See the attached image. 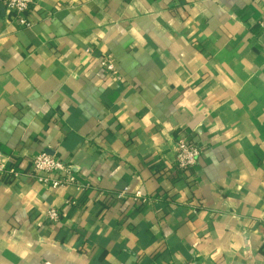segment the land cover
<instances>
[{"label": "crops", "instance_id": "obj_1", "mask_svg": "<svg viewBox=\"0 0 264 264\" xmlns=\"http://www.w3.org/2000/svg\"><path fill=\"white\" fill-rule=\"evenodd\" d=\"M9 16L0 0V147L22 170L55 156L83 186L0 182V264H264V0H37L30 28ZM181 133L202 155L179 177Z\"/></svg>", "mask_w": 264, "mask_h": 264}, {"label": "built area", "instance_id": "obj_2", "mask_svg": "<svg viewBox=\"0 0 264 264\" xmlns=\"http://www.w3.org/2000/svg\"><path fill=\"white\" fill-rule=\"evenodd\" d=\"M37 0H3L7 7L10 21L16 23L20 28H30L32 22L29 14L36 5ZM259 28L264 32V16L259 21ZM102 69L110 76L120 79V73L117 70L113 60L109 55L100 58ZM175 165L173 174L185 176L190 173L199 162L202 155V147L188 133H181L175 139ZM20 156L17 153L6 154L0 147V182H10L23 177H30L36 182L58 189L68 185L83 186V183L77 178L76 173L64 161L55 156L41 153L32 156L27 161V168L22 170L19 161ZM172 174V175H173ZM47 221L52 224H58L61 215L58 209L52 208L46 215ZM186 264H198L196 261Z\"/></svg>", "mask_w": 264, "mask_h": 264}]
</instances>
